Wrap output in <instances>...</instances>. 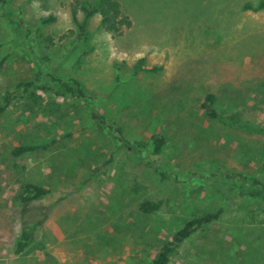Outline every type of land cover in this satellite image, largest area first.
<instances>
[{
	"label": "rangeland",
	"instance_id": "obj_1",
	"mask_svg": "<svg viewBox=\"0 0 264 264\" xmlns=\"http://www.w3.org/2000/svg\"><path fill=\"white\" fill-rule=\"evenodd\" d=\"M96 1L0 0V95L40 70L78 80L88 96L37 92L0 118V264H148L188 220L220 207L168 264H264V204L213 177L235 170L264 183V138L220 128L200 109L211 93L218 112L264 127V0H119L130 28L115 37L93 14L79 45L81 7ZM155 134L165 138L164 164H154L162 181L134 148ZM20 146L35 148L14 157ZM25 183L49 193L23 205ZM157 198L162 210L138 211Z\"/></svg>",
	"mask_w": 264,
	"mask_h": 264
},
{
	"label": "trees",
	"instance_id": "obj_2",
	"mask_svg": "<svg viewBox=\"0 0 264 264\" xmlns=\"http://www.w3.org/2000/svg\"><path fill=\"white\" fill-rule=\"evenodd\" d=\"M121 4L119 0H97L94 4L84 3L81 10L85 14L84 21L78 25L79 31V45H82L88 40V33L86 31V20L93 14L99 16V23L102 30L119 37L124 29L131 26V22L127 16L122 13ZM256 9L264 8V1H260ZM9 15L10 13L7 12ZM73 20L75 21V11H72ZM84 56H81V58ZM80 58L77 60V63ZM1 66V63H0ZM140 70V66H137ZM37 92L51 94L57 98L70 97L76 100L84 101L86 103L88 96L80 82L74 78L62 79L54 76L52 73L44 75L40 70L35 74L32 81L19 82L7 92L0 95V118L3 116L5 110L14 101L28 100L30 97L36 95ZM200 109L204 116L214 124L224 129H238L247 135H255L264 138V127L258 124L246 122L239 111H231L227 113H220L215 108V96L211 93L206 94L200 104ZM96 123L105 130L111 133L112 136L118 137V142L123 145L125 143L121 138L120 128H114L115 124L104 117H97ZM33 146H20L12 151L14 157H19L27 152L33 151ZM134 148L141 154H147L152 158V162L147 163L150 169L158 175L159 179L165 180L166 175L163 171L154 165L156 162H162L163 150L165 148V138L161 135H152L149 144L144 142H136ZM158 163V164H160ZM164 164V163H163ZM196 171L200 167L195 168ZM220 175L221 178L217 176ZM217 180L224 181L231 187L232 193L240 200L245 202H260L264 204V183L252 174H246L235 170L217 169ZM19 200L21 204L28 203L46 196L49 191L46 188L25 183L20 188ZM219 189H216L218 191ZM164 200L161 198L153 200H145L138 206V211L144 215H150L159 212L163 209ZM224 214L223 208H217L214 211L205 212L200 216L192 217L188 220L182 228L177 230L171 237L165 241L160 247L156 257L148 264H168L170 258L193 233L203 229L215 222H217ZM43 223V217L34 220L33 226L29 230L21 232L18 241L16 242L14 253L21 254L29 246L33 239V233Z\"/></svg>",
	"mask_w": 264,
	"mask_h": 264
}]
</instances>
